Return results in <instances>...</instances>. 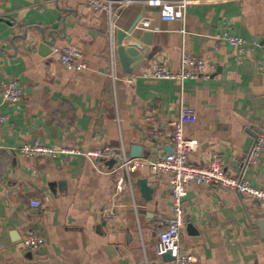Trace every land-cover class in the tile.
<instances>
[{"label":"crops","instance_id":"0c3cea01","mask_svg":"<svg viewBox=\"0 0 264 264\" xmlns=\"http://www.w3.org/2000/svg\"><path fill=\"white\" fill-rule=\"evenodd\" d=\"M137 20L153 32L154 53L127 72L115 35ZM223 30L247 40L242 53L217 37ZM55 44L79 48L88 67H64ZM184 51L207 61L209 79L141 77L157 64L180 70ZM131 74L140 77L130 82ZM11 80L24 88L18 102L3 96L1 84ZM183 106L197 112V121L183 126L185 137L199 141L190 161L204 165L220 154L231 175L264 187V151L250 161L264 132V0H187L176 20L142 0L114 23L88 0H0V116H8L0 120V264H172L156 251L173 215L168 174L147 164L100 173L82 155L25 156L18 148L34 140L123 146L132 157L139 147L138 158L153 160L172 148V122ZM140 178L153 188L150 198ZM184 206L182 248L193 264H264L263 203L190 183ZM28 228L44 236L41 248L24 246Z\"/></svg>","mask_w":264,"mask_h":264},{"label":"built area","instance_id":"2783aa9c","mask_svg":"<svg viewBox=\"0 0 264 264\" xmlns=\"http://www.w3.org/2000/svg\"><path fill=\"white\" fill-rule=\"evenodd\" d=\"M142 2V0H88V5L99 12H108L111 23H114L127 6ZM150 6L161 9V18L164 20L182 19L187 6V0H147ZM149 22L146 20L144 25ZM139 26V25H138ZM217 37L234 45L240 53L245 49L247 40L242 36L229 30H223ZM52 50L57 54L67 69L81 71L88 67V62L83 52L72 45H53ZM114 56L112 64L114 65ZM182 67L178 71L170 70L164 64H157L145 71L141 77L154 79H178L187 78L209 79V72L205 71L207 61L186 51L182 54ZM138 75L131 74L128 77L130 82L135 81ZM5 99L18 102L24 96V88L19 80H11L1 84ZM8 116L1 115L0 120L6 121ZM197 112L191 106H183L178 120H174L172 152H164L153 160H144L138 157H131L125 147L101 146L91 149H82L68 146H53L40 140L26 143L18 148L21 155L25 156H57L59 154H78L89 159L100 173H111L118 169L126 170L128 173L133 167L149 165L154 172H161L170 176L171 193L174 202L173 215L168 219L165 229L160 232L156 251L159 256L169 253L172 256V264H193L195 257L182 248V227L185 224L187 211L184 200L187 196V185L190 183H208L213 188H225L243 196L264 204V187L252 184L249 180L231 175L227 170L224 157L214 154L209 163L201 165L190 161V153L199 147V141L195 138H187L184 135L183 126L186 123H195ZM264 151V132L258 134L250 152V161L257 163L260 154ZM110 159H115L116 165L107 166ZM34 207H39L40 202L31 201ZM105 221H112L113 216L103 212ZM24 246L29 250H37L45 243L44 236L35 229L28 228L23 234Z\"/></svg>","mask_w":264,"mask_h":264},{"label":"water","instance_id":"95a60500","mask_svg":"<svg viewBox=\"0 0 264 264\" xmlns=\"http://www.w3.org/2000/svg\"><path fill=\"white\" fill-rule=\"evenodd\" d=\"M139 20H137L128 30L119 28L115 35L114 44L116 46V52L119 62L123 70L132 72L144 59L151 57L154 53L152 50L153 44V32L142 31L138 26ZM173 149L169 148L168 152H172ZM142 149L134 148L132 157H142ZM115 162V159H112ZM137 184L141 187L146 198L151 197L153 188L149 185L147 178H140L137 180ZM165 258L172 260V256L169 253L163 255Z\"/></svg>","mask_w":264,"mask_h":264}]
</instances>
